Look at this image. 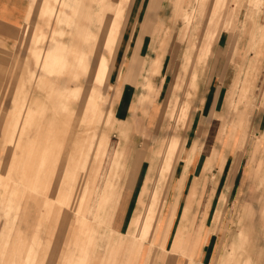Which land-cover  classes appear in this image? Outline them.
<instances>
[{
	"label": "rangeland",
	"instance_id": "obj_1",
	"mask_svg": "<svg viewBox=\"0 0 264 264\" xmlns=\"http://www.w3.org/2000/svg\"><path fill=\"white\" fill-rule=\"evenodd\" d=\"M62 1H56V12L47 9L48 12L43 16H47L48 20L54 19L59 24L66 22L74 26V33L65 35L72 40L65 42L62 30L53 33L65 47L50 49L51 56H46L47 47L40 55L34 52L37 66L32 68V72L29 71L30 58L25 53L30 54V45L37 49L51 38L48 40L43 34L36 35L33 27L26 25L20 36L23 50L17 61L14 53L10 55L12 49H6V43L0 38V155L2 161L6 159L5 162H0V264H12L14 260L8 256H12L14 251L16 264H145L148 260L152 264L153 257L156 259L155 264H171L172 261L174 264H198L200 251L186 260V256H190V241L183 244L185 246L179 248L178 245L171 250L174 237L172 247H163L161 241H154L157 236L154 224L146 235H139L138 232L136 221L142 211L144 192L152 185L153 178L156 176L160 180L159 191H170L177 165L181 160L186 161V142L170 137L169 133L163 138L166 140H160L156 148L154 169H148L138 208L134 211L127 232L122 234L116 226L113 227L118 192L122 177L128 170L125 162L131 154L130 135H141L148 139L150 131L144 126L142 118L141 122L138 120L136 106L133 107L131 119L121 122L115 117L109 107L110 88L107 92L102 91L109 84L111 71L105 81L107 83L95 81V73L100 55H105L109 66L112 65L126 25L131 0H119L112 10L108 9L110 0H90L87 8L89 12H86V4L82 2L76 10L78 2L71 6L66 0ZM173 4L175 23L181 18L174 40L186 48L182 52V59L186 60L187 74L194 80L220 31H229L226 33L230 34V45L223 54L228 57L230 74L237 76L230 91V106L241 109H237L239 113L233 124V114L228 118L227 124L231 123L232 126L227 136H234L236 144H240L247 167L253 155V145L257 141L256 134H262L252 127L250 120L255 114L264 111V0H173ZM201 4L206 6L202 8ZM60 7H64L65 12H58ZM196 8L197 13H193ZM68 9L73 15L68 14ZM184 12L192 14L193 20L184 19ZM106 18L109 22H104ZM85 19H89L95 29L85 30ZM160 32L161 25H156L155 35ZM241 35L246 45L247 61L244 63L239 62L241 56L235 52ZM204 41L208 44L199 53L198 49ZM192 44L197 48L191 47ZM144 64L143 61L139 63L132 60L127 79L130 74H134L135 78L131 82L137 84L138 77L144 71ZM103 72L99 75L100 80L106 76ZM9 78L12 81L6 86L4 80ZM145 80L147 82L143 84V88L148 93L140 96L138 103L146 107L154 103L157 95L152 82L147 78ZM228 94L229 91L225 98V110ZM103 95L108 97L107 100H104ZM237 96L240 99L236 102L234 99ZM176 98L183 101L179 96ZM10 106L13 107L11 112L6 110ZM181 107L180 116L177 113L173 116L166 114L168 128L171 130L182 122L185 128L190 126L192 108L189 110L191 117H188L183 104ZM153 119L152 116L151 125ZM223 134H227L226 127ZM167 141H172L174 146L183 144V149L171 152L168 158L163 159L159 156V151L162 143ZM246 144L247 150L244 151ZM151 146L152 142H149L148 147ZM262 148L256 153L257 158H264V145ZM189 152L192 158L190 157L187 169L201 152L208 154V167L212 166L213 153H210L209 148L194 147L193 144V149ZM75 160L78 165H85L82 176L72 175ZM142 160L151 163L153 148L147 149L143 144V148L136 154L135 168L131 171L133 174ZM82 168L84 170L83 166ZM50 169L58 170L62 180L61 191L66 192H57L55 178L50 179L51 185L48 186ZM129 172L130 169L127 176L130 175ZM262 172L264 174V162L261 160L253 172L256 178L254 181H257ZM263 174L261 181L264 185ZM148 178L152 181L148 182ZM182 180H179L180 183ZM48 209L53 210L50 216L47 215ZM245 212L246 210L240 215V212L234 215L235 223L226 218L222 232L227 233V236L229 232L236 236ZM262 214L264 215V209ZM173 225L174 222L170 226L167 242ZM190 229L192 239L196 229ZM261 229L258 224L251 227L256 234ZM214 233L210 232L208 238ZM234 236L225 238L228 249L231 248ZM219 240L220 237L218 242ZM238 243L233 244L230 251L223 249L220 259L212 258L211 264H264L263 233L250 238L248 244L243 246L249 249L251 260L237 247Z\"/></svg>",
	"mask_w": 264,
	"mask_h": 264
},
{
	"label": "crops",
	"instance_id": "obj_2",
	"mask_svg": "<svg viewBox=\"0 0 264 264\" xmlns=\"http://www.w3.org/2000/svg\"><path fill=\"white\" fill-rule=\"evenodd\" d=\"M56 1L0 0V38L6 43V49H12L10 55L14 53L16 61L19 60L18 55L23 50L20 36L26 25L32 26L36 35L43 34L48 40L51 38L49 42L39 45L37 49L36 46L30 45V54L25 53V56L30 58V72H32L33 67L37 66L34 52H38L40 55L41 51L47 47V56L52 53L50 49L55 50L58 47H65L63 42L57 41L53 33L62 30L65 33L63 40L68 43L72 40L70 36L65 37V35L74 33V26H70L66 22L59 24L54 19L48 20L47 16H43L48 12L47 9L50 12L57 11ZM66 2L71 6L73 3L78 2L79 6H76V10L82 2L86 4V12H89L87 8L91 2L90 0H66ZM64 9V7H60L58 12H62ZM174 13L173 0H131L126 25L118 43L115 58L112 61V70L109 66L111 71L109 84H106L102 89V91L107 92L110 88L108 94L111 104L109 107L119 121L124 122L131 119L134 113L133 107L136 106L138 120L141 122L140 118H142L144 126L150 131L148 139L141 135L137 137L130 135L129 149L131 154L128 155L125 162L127 164L126 168L130 169V175L127 176V170L122 177L113 227L116 226L122 234L127 232L134 211L138 208V201L148 169L151 167L154 169L156 148L160 140H166L163 138L169 133L170 137L179 138L186 142L185 151L187 153L184 155L186 161L192 156L189 151L193 149V144L194 147L209 148L210 153H213V156L210 155L212 156V166L208 167V154L201 152L185 171L186 161H180L176 167L170 191H159L161 187L160 180L156 179V176L153 181L150 179L152 185H148V190L144 192L142 211L136 221L138 225L143 211L149 210L151 212L149 226L143 235H146L154 224L157 232L154 241H161L163 247L170 248V246L172 247L173 237L174 246L178 242V234L182 230V224H184V235L180 242L185 244L190 241V256H186L187 261L200 251L198 264H211L212 258L217 257L220 259L221 251L223 249L230 251L232 245H237V242H239L237 247L251 260L248 254L249 249L243 248L244 244H248L247 241H250V238L253 239L256 235L258 237L263 233L264 236V215L262 214L264 198L259 197L264 196V185L261 181L263 172L257 178V181H254L256 178L253 175L259 162L261 160L264 162L263 157L257 158L256 156V153L263 149L262 146L264 145V111L255 114L250 120L252 127L255 130L258 129L262 134H256L257 141L252 148L253 155L246 167V157L241 154L240 144H236L234 136L230 138L227 136L239 113L237 109L239 111L241 109V107L231 108L230 106V91L237 76L230 74V65H227L228 57H224L223 54L224 50L230 45V34L226 33L229 31L225 33H221L223 30L220 31L212 49L210 48L208 58L203 61L194 80L189 73L187 74L186 60L184 59V62L182 59V52L186 48L174 40L181 19L179 18L175 23ZM68 14L73 15V12L68 9ZM83 24L85 30L95 29V26L90 24L89 19H85ZM156 25H161L159 35L154 33ZM169 31L171 34L168 35ZM235 52L241 56L240 63L247 61L246 45L243 43L242 35L238 39ZM103 56L105 55H100V61ZM132 60L145 63L143 66L144 71L138 77L137 84L131 82L135 78L134 74H130L127 79ZM99 66L100 62L95 73V81ZM146 78L152 82L157 96L151 106L145 107L140 106L138 101L140 96L146 93L143 88V84L147 82ZM126 79L129 81H126ZM4 81L8 86L12 79L9 78ZM192 81L196 85H193ZM228 91L227 108L225 110V98ZM177 96L192 108V120L188 129L184 127L183 122L174 130L168 128L166 114L171 113ZM103 98L107 100L108 97L104 96ZM239 99V96H237L234 100L237 102ZM6 110L11 112L13 107H7ZM77 114L80 115V113ZM152 116L154 119L151 125ZM230 116L233 120L231 121L232 124L228 125ZM224 127H226V135L223 134ZM136 133H138V128H136ZM140 139L141 142L139 143ZM149 142H152L151 147H148ZM143 144L147 149L153 148V160L150 164L148 160H142L140 167L136 168L133 171L136 173L133 174L131 171L135 168L136 154L143 148ZM171 144L172 141L162 143L159 151L160 157L166 159L171 155V152L183 149V144L177 146L173 144L171 146ZM247 146L248 144H246L244 151L247 150ZM1 157L0 155V162L2 161ZM254 158H257L256 161H254ZM5 161L6 159L2 162ZM83 167V171H85V165ZM179 180H182V182L180 183ZM150 181L148 178V182ZM244 210H246V214L236 236L230 232L228 236L227 233L224 234L222 227L226 218L227 221L229 219L233 221L234 215L239 212L240 215ZM220 216L222 220H220ZM173 222V230L167 242L168 232ZM255 224L262 228L257 234L251 230V227ZM190 228L196 229L195 237L192 239ZM210 232L215 233L208 238ZM223 234L224 237H222ZM230 236H234V239H232L231 248L228 249L225 238L229 239ZM174 246L171 250H174ZM166 252H169V249H166ZM150 254L151 251L149 256ZM8 257L12 258L14 260L12 264H15V251L12 256ZM3 258H6V255H3ZM155 263L156 259L153 257L152 264ZM145 264H149V260L148 262L145 261ZM171 264H174L173 261ZM186 264L188 263L186 262Z\"/></svg>",
	"mask_w": 264,
	"mask_h": 264
},
{
	"label": "bare ground",
	"instance_id": "obj_3",
	"mask_svg": "<svg viewBox=\"0 0 264 264\" xmlns=\"http://www.w3.org/2000/svg\"><path fill=\"white\" fill-rule=\"evenodd\" d=\"M119 0H110V3H109V5H108V9L109 10H112V9H114L115 8V6H116V4H117V2H118ZM201 0H198V2H200ZM256 1H258V0H256ZM256 3V2H255ZM207 5H209V3L207 4ZM206 6V4H204V5H202L201 4V7L202 8H204ZM197 13V8L196 9H193V13ZM183 18L184 19H186V20H190V21H192L193 20V16H192V14H189L188 12L186 13V12H184V15H183ZM109 22V20L106 18L105 20H104V22ZM190 24V23H189ZM185 26V25H184ZM191 27V26H190ZM188 30V29H187ZM186 30V31H187ZM207 31V30H206ZM190 32V31H189ZM208 43H207V41H204V43H203V45L198 49L199 51V53H201V51H202V49L207 45ZM194 47V48H197L196 46H195V44H192L191 45V47ZM210 46V45H209ZM196 51V50H195ZM209 53V52H208ZM195 54V53H194ZM195 56V55H194ZM206 56V55H205ZM191 57V56H190ZM193 57V56H192ZM189 59H192V58H189ZM189 62V61H188ZM198 66V65H197ZM200 66V65H199ZM199 68V67H198ZM104 71V72H103ZM105 73V78L103 79V80H100L99 79V75H100V73ZM109 72H110V67H109V61H108V59L105 57V56H103L102 58H101V61H100V66H99V69H98V74H97V78H96V80H99V82H101V83H103L104 81H105V79H107V77H108V74H109ZM197 76V75H196ZM102 97H104V95L102 96ZM180 98V97H179ZM183 104V108H184V110L186 111V113H187V116L188 117H190L191 116V113L189 112V110L191 109V106L190 105H188V103H185L184 101H180V99L178 100L177 98L175 99V101H174V107L172 108V110H171V113H170V115L171 116H173L175 113H177L176 115H178V116H180V113L182 114V109H180V108H182L181 107V105ZM183 110V111H184ZM175 115V116H176ZM97 137V136H96ZM94 143V142H93ZM59 150H60V148H59ZM60 152V151H59ZM76 157H77V155H76ZM81 158V157H80ZM84 158V157H83ZM191 158H192V156H191ZM191 158H189L186 162H185V169H187V167H188V164H189V161H190V159ZM78 159V158H77ZM79 161V160H78ZM68 162H66V164H67ZM71 164V163H70ZM82 164L81 165H78L77 164V162H76V160H75V162H73V165H72V175L74 176V175H77V177L78 176H82V174L84 173V171H83V169H82ZM50 171V174H49V177H48V181H47V184H48V186L49 185H51V181L52 180H50V179H56V181H57V187H56V190H57V192L59 191V192H66V191H61V188H62V180H61V176H60V173L58 172V170L56 169V170H53V169H50L49 170ZM49 171H48V173H49ZM68 171H69V169H68ZM53 175H54V177H53ZM73 178V177H72ZM36 183H37V181H36ZM55 183V182H54ZM52 188V187H51ZM48 189H50L49 187H48ZM52 190V189H51ZM51 190H49V191H51ZM48 191V192H49ZM55 193V192H54ZM50 194V193H49ZM57 194V193H56ZM62 194V193H61ZM52 195V194H51ZM54 196V195H53ZM50 198V197H49ZM84 198V197H83ZM53 199V198H52ZM49 206V205H48ZM47 206V207H48ZM51 211H53L52 209H48V212H47V215L48 216H50V212ZM52 213V212H51ZM80 216V215H79ZM83 219V218H82ZM87 219V218H86ZM150 219H151V212L149 211V210H147V211H143V213H142V216H141V218H140V221L138 222V232L140 233L139 235H143V233H144V231L147 229V227L149 226V222H150ZM83 224H84V222H83ZM89 224V223H88ZM89 226V225H88ZM184 224H182V226H181V228H182V230H180V232H179V234H178V242L175 244V246H174V248H176L178 245V247L180 248L181 246H183V244H181V239H182V237H183V235H184V232H183V230H184ZM24 262V261H23ZM34 262H35V260H34ZM16 264V263H15Z\"/></svg>",
	"mask_w": 264,
	"mask_h": 264
}]
</instances>
